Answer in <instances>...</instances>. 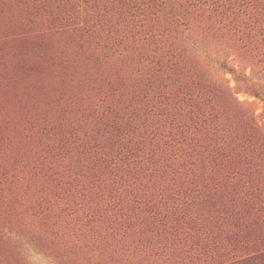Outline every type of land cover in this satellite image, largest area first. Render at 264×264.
<instances>
[{"label":"rangeland","instance_id":"1","mask_svg":"<svg viewBox=\"0 0 264 264\" xmlns=\"http://www.w3.org/2000/svg\"><path fill=\"white\" fill-rule=\"evenodd\" d=\"M0 264H264V0H0Z\"/></svg>","mask_w":264,"mask_h":264}]
</instances>
